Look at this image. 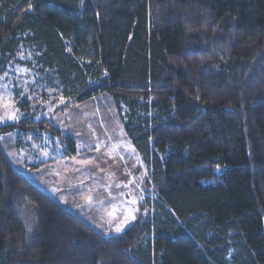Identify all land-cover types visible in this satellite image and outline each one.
Returning a JSON list of instances; mask_svg holds the SVG:
<instances>
[{
  "label": "trees",
  "instance_id": "16d2710c",
  "mask_svg": "<svg viewBox=\"0 0 264 264\" xmlns=\"http://www.w3.org/2000/svg\"><path fill=\"white\" fill-rule=\"evenodd\" d=\"M22 51L64 102L0 126L61 142L25 170L77 156L53 117L107 93L152 192L105 237L0 141V264H264V0H0V73Z\"/></svg>",
  "mask_w": 264,
  "mask_h": 264
},
{
  "label": "rangeland",
  "instance_id": "374dc122",
  "mask_svg": "<svg viewBox=\"0 0 264 264\" xmlns=\"http://www.w3.org/2000/svg\"><path fill=\"white\" fill-rule=\"evenodd\" d=\"M17 60L23 63L13 61L0 73V126L21 119L18 104L23 99L29 102L36 99V103L31 104V113L38 120L49 118L64 103L62 97L56 96L57 92L45 85L44 76L31 63L32 54L22 51ZM54 123L63 133L74 137L79 150L92 149L98 156L96 161H99V168L91 173L92 168L87 167V170L82 161L63 159L62 205L79 211V218L105 237L122 234L137 220L139 207L152 190L149 191V170L125 135L114 100L109 94L102 93L62 111ZM37 135L43 138L41 143L34 142V134L29 138H23L20 133L0 138L16 168L23 170L29 163L46 160L50 153L53 158L61 156L59 139L48 132ZM20 139H23L21 146L25 144L19 149L17 143ZM50 141L58 148L56 154L52 152ZM116 149L124 152L128 163L122 164L120 152ZM89 179L92 180L91 193L85 197L87 192L82 182ZM120 183L124 189L120 191L122 197H112L108 195L111 189L102 188L103 184L109 189ZM114 205L117 206L115 209ZM116 221L118 225L113 224Z\"/></svg>",
  "mask_w": 264,
  "mask_h": 264
},
{
  "label": "crops",
  "instance_id": "0c3cea01",
  "mask_svg": "<svg viewBox=\"0 0 264 264\" xmlns=\"http://www.w3.org/2000/svg\"><path fill=\"white\" fill-rule=\"evenodd\" d=\"M59 114H62V112L56 114L53 117L54 121L56 120V118H57V116ZM124 132H125V130H124ZM125 135H126V132H125ZM127 138H128V136H127ZM132 146H133V144H132ZM133 148L135 149L134 146H133ZM79 151H80V153L77 156L72 157L69 160H73V159L77 160L78 159V160L82 161V163L85 165L86 169H87V167H91L92 168L91 173H92V171L94 173L93 169L99 168V161H96V159H95L98 156L92 152L93 151L92 149H88V150H84L83 149V150H79ZM116 151L120 152V157H121L122 164L128 163V160L126 159V156H125L124 152L123 151H118L117 149H116ZM135 151L137 152L136 149H135ZM50 155L51 156H49L46 160H37L36 162H32V163H29V164L30 165H36V164H38L40 162L48 161L51 158H53L51 153H50ZM63 161L64 160H62V159H57L55 162L47 164V165H45V166H43L41 168H38L36 170H28V171H26L25 168H23V171L25 170L28 179L34 185H36L39 189H41L43 192L48 194L50 197H52L55 200H57L60 204H62V162ZM98 171H99V169H98ZM40 176H42L43 178H39ZM82 184H83V186H85L84 189H86V192H87L85 197H87L91 193V187L90 186L92 184V180L89 179V181L88 180L86 182L84 181V182H82ZM104 184H106V183L104 182ZM104 184L102 185V188H104L106 190H110L111 189V191L108 193V195H110L112 197L115 196V195H119V196L122 197L123 194L120 193V191H123L124 189H123V185H121V183H120L119 186H115L114 185V186H111L109 189H108V186H105ZM81 195H83V194H81ZM64 207H66L67 209H70L71 211H73V213H75V215H77V216L79 215L78 214L79 211L74 210L73 208H69L67 206H64ZM122 215H123V212H122ZM105 217H106V215L104 216V218ZM113 224L118 225V221H116V223H113Z\"/></svg>",
  "mask_w": 264,
  "mask_h": 264
},
{
  "label": "snow or ice",
  "instance_id": "6c2138e0",
  "mask_svg": "<svg viewBox=\"0 0 264 264\" xmlns=\"http://www.w3.org/2000/svg\"><path fill=\"white\" fill-rule=\"evenodd\" d=\"M116 207H117V206H115V205L113 206L114 209H115Z\"/></svg>",
  "mask_w": 264,
  "mask_h": 264
}]
</instances>
